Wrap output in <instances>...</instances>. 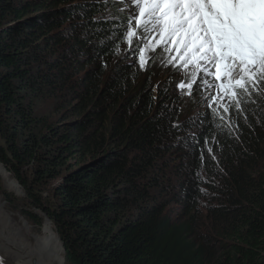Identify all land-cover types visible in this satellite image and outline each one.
<instances>
[{
  "label": "trees",
  "instance_id": "obj_1",
  "mask_svg": "<svg viewBox=\"0 0 264 264\" xmlns=\"http://www.w3.org/2000/svg\"><path fill=\"white\" fill-rule=\"evenodd\" d=\"M125 3L0 0V164L25 220L67 264H264V81L193 93L184 48Z\"/></svg>",
  "mask_w": 264,
  "mask_h": 264
},
{
  "label": "snow or ice",
  "instance_id": "obj_2",
  "mask_svg": "<svg viewBox=\"0 0 264 264\" xmlns=\"http://www.w3.org/2000/svg\"><path fill=\"white\" fill-rule=\"evenodd\" d=\"M134 2L141 18L137 24L146 32L155 31L165 41V50L169 45H182L185 55L192 52L193 62L198 64L203 59L212 65L215 80L234 81L244 91H248L245 84L264 81V0ZM135 36V31L128 33L130 48ZM135 52L143 67L146 58L140 54L139 45L135 46ZM184 87L180 85L181 89Z\"/></svg>",
  "mask_w": 264,
  "mask_h": 264
},
{
  "label": "rangeland",
  "instance_id": "obj_3",
  "mask_svg": "<svg viewBox=\"0 0 264 264\" xmlns=\"http://www.w3.org/2000/svg\"><path fill=\"white\" fill-rule=\"evenodd\" d=\"M120 2L124 3V2H129V3H125L127 5H129L130 3H132V7L130 8V6L127 8L128 12H130V16L132 17V20L134 22V24H137V19H141L138 17V9L136 8V4L134 2V0H119ZM140 26V25H138ZM138 28V27H137ZM149 33L151 34H156L155 31H149ZM158 37V35H157ZM159 38H156V40ZM167 39V38H166ZM180 46V47H179ZM176 48H182V45H176ZM168 48H171V50L173 49L172 52H174L176 49L172 48V46H169ZM175 58H177L179 61L182 62V64L179 66L180 68H182V71L180 72V74L183 73V78H190L194 81V87H195V91H193V93L195 94H199V93H203L206 95H214L216 93V90L212 91L213 89H218L219 91V87L221 88H227L226 84H229V86L231 85H235V82H231L229 83L228 80H224L223 82L221 81H217L215 80L214 76L212 75V70L215 71V69L212 67L211 64L205 63L203 61V59H200V62L194 65H189L190 63H185L184 61L187 59V56L185 55V51L184 49L179 51L176 50L175 53H173ZM192 54V52H191ZM133 59V58H132ZM129 63H130V58H128ZM189 66H193V69L189 70ZM203 69V70H202ZM207 72V74H205ZM212 78V79H211ZM178 89H180L179 85L177 86ZM201 88V89H200ZM180 92V91H179ZM212 101H216V100H212ZM0 166L5 170V173L8 175V178L6 179V177L2 176L0 174V203L5 207L6 212L11 215L14 220L20 224L21 226L27 225L31 228L32 230V234L33 235H41L44 229V225L49 221L47 219H44V222L42 224V226H36V225H32L30 224L27 220H25L24 211H27L29 208H25V204L24 202H22L21 200L25 198V193L22 189V187L19 185V183L14 179V177L12 176L11 173L8 172V170H6V168L4 166H2L0 164ZM177 185V184H175ZM6 197H10L12 200L18 201L12 204V202L6 201ZM166 211L168 213H172V211H176L174 212L173 216H175L177 214V212H180L177 208V205L170 202L168 204V207L166 209ZM41 216V215H40ZM52 225V223H50ZM53 229L54 231L58 234V232L56 231L54 225ZM6 224L3 223L2 228L0 229V234L6 231ZM59 235V234H58ZM60 237V236H59ZM61 240V239H60ZM62 242V241H61ZM4 247V246H3ZM64 250V247H63ZM64 253V261L65 264L66 263V259H65V251ZM0 264H19L17 262V260L15 259V257L7 252L6 249H3L2 246L0 247Z\"/></svg>",
  "mask_w": 264,
  "mask_h": 264
},
{
  "label": "bare ground",
  "instance_id": "obj_4",
  "mask_svg": "<svg viewBox=\"0 0 264 264\" xmlns=\"http://www.w3.org/2000/svg\"><path fill=\"white\" fill-rule=\"evenodd\" d=\"M0 174L8 178L1 166ZM3 223L7 229L0 234V247L19 264H65L62 242L48 222L43 234L33 235L29 226L18 224L0 203V229Z\"/></svg>",
  "mask_w": 264,
  "mask_h": 264
},
{
  "label": "water",
  "instance_id": "obj_5",
  "mask_svg": "<svg viewBox=\"0 0 264 264\" xmlns=\"http://www.w3.org/2000/svg\"><path fill=\"white\" fill-rule=\"evenodd\" d=\"M48 220V219H47ZM49 221V220H48ZM49 223H51L50 221H49ZM61 239V238H60ZM62 246H63V243H62Z\"/></svg>",
  "mask_w": 264,
  "mask_h": 264
}]
</instances>
